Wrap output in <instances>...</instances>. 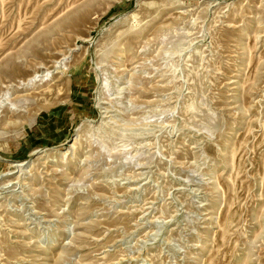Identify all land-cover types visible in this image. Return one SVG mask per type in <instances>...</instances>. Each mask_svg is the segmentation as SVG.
Returning <instances> with one entry per match:
<instances>
[{
    "label": "rangeland",
    "instance_id": "rangeland-1",
    "mask_svg": "<svg viewBox=\"0 0 264 264\" xmlns=\"http://www.w3.org/2000/svg\"><path fill=\"white\" fill-rule=\"evenodd\" d=\"M0 264H264V0H0Z\"/></svg>",
    "mask_w": 264,
    "mask_h": 264
}]
</instances>
